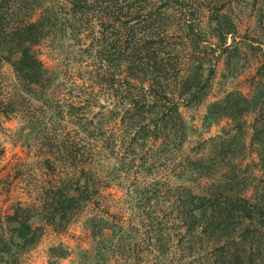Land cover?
<instances>
[{
    "label": "trees",
    "instance_id": "16d2710c",
    "mask_svg": "<svg viewBox=\"0 0 264 264\" xmlns=\"http://www.w3.org/2000/svg\"><path fill=\"white\" fill-rule=\"evenodd\" d=\"M237 30L229 0H0L15 74L0 114L48 174L0 226V262L86 216L81 264H264V48L248 44L262 59L251 94L208 104V125L228 121L216 136L188 150L182 113L207 100L222 56L239 73ZM68 251L52 247L53 264Z\"/></svg>",
    "mask_w": 264,
    "mask_h": 264
},
{
    "label": "rangeland",
    "instance_id": "374dc122",
    "mask_svg": "<svg viewBox=\"0 0 264 264\" xmlns=\"http://www.w3.org/2000/svg\"><path fill=\"white\" fill-rule=\"evenodd\" d=\"M229 8L238 29L235 36L242 55L238 60L239 73L232 75L225 66V56H222L217 62L216 77L213 79L212 92L207 100L197 107L182 106V113L188 123V150L195 144L216 136L228 122L222 119L208 125L205 120L208 104L232 90L251 94L253 86L250 78L256 76L257 68L262 63L259 53L254 54L248 44H260L264 48V0H229ZM231 41L232 38L229 39V42ZM57 54L58 51L49 44L39 48L40 57L48 64L55 63ZM14 80L12 66L3 61L0 64V87L11 88ZM256 80H259L258 76ZM254 117L255 115H251L248 119L252 120ZM21 124L17 117L8 118L0 114V226L4 227L6 216L12 212L17 202H39L41 186L48 178L41 155L35 148L26 146L19 139ZM254 169L261 176L260 181H263L264 171L257 167ZM185 183L191 184L187 181ZM117 188L122 189L117 186L108 190L116 192ZM88 213L90 210H87L86 214ZM85 218L86 216H83L72 222L63 232H56L47 227L38 244L24 253L16 264H53L55 260L50 254L52 247L69 250L67 257L58 259L57 264H81L83 251L90 249L93 244Z\"/></svg>",
    "mask_w": 264,
    "mask_h": 264
}]
</instances>
